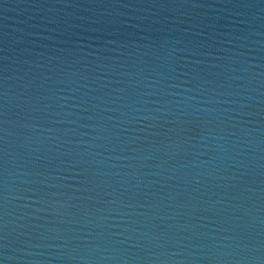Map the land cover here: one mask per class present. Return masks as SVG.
Returning a JSON list of instances; mask_svg holds the SVG:
<instances>
[{
    "label": "water",
    "instance_id": "1",
    "mask_svg": "<svg viewBox=\"0 0 264 264\" xmlns=\"http://www.w3.org/2000/svg\"><path fill=\"white\" fill-rule=\"evenodd\" d=\"M0 264H264V0H0Z\"/></svg>",
    "mask_w": 264,
    "mask_h": 264
}]
</instances>
